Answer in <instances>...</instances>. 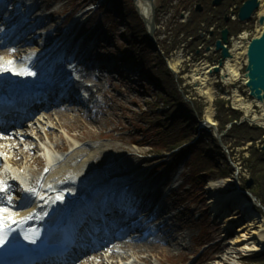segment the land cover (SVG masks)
I'll return each instance as SVG.
<instances>
[{"label":"rangeland","instance_id":"374dc122","mask_svg":"<svg viewBox=\"0 0 264 264\" xmlns=\"http://www.w3.org/2000/svg\"><path fill=\"white\" fill-rule=\"evenodd\" d=\"M89 1L36 0L41 9L39 12L42 14V18L38 20V23L41 24L39 31L54 32L69 16L80 12L83 4ZM109 10L108 8V12ZM108 12L97 11L86 23V26L88 25L87 27L90 26L89 29L95 27L96 32L98 29L100 31L99 34L104 40L98 41L99 45L97 50L93 52V60L106 66H100L92 70V76L85 80V82L91 84H99V89L92 88L94 91L97 90L95 93L93 92V95L97 98V102L91 105L88 112H84L82 108L80 109L79 105H73V110L71 111L59 112L73 119L69 120L66 125L67 127H54V132L59 135L58 137L61 136L60 138H62L57 139L56 137L57 142H61V145H64L62 148L65 154H68L76 145L72 135H77L80 140L78 145L84 148L86 153L90 152V150L94 153H100L102 151L101 155L93 162L96 169L91 170L87 168L84 170L87 175L89 173L93 174L95 171L104 175L110 171L123 172L126 169L125 166L128 165L129 167L132 166L130 168L131 170L139 169L143 174H163L165 176L175 174L176 177L178 176V181L172 185H180L170 198H168V207H175V211L178 210V217H183V214H185L184 217H189L193 213H201L202 217L198 222L195 220H192V222H184L183 224L178 222L179 228L171 231V235L167 237L169 243L161 236V241L166 242L165 244L158 242V239L152 243H146L152 248V251L149 253H141L140 255L148 256L149 254V259L154 264H199L210 258L215 259L217 256L220 257L223 254V250L217 249L218 246H229L228 244H230L229 242L232 237L237 235L238 228L252 214L248 213L242 219V213L235 215L236 210L239 211L240 207L231 206L227 209L228 211L225 215H222L214 221L210 219V222H206L203 212L208 208V205L209 207L212 205V199L216 200L215 197L217 195L224 193L221 190L222 188L214 190L208 189L210 180L204 183L202 182L204 178L199 179L197 182H190L191 175H187L184 168V159L172 161L170 155H154L159 152L156 135H154V129H150L149 122H146L143 118L149 114L150 106H154L156 102L159 104L157 105V111L166 110L167 107L158 99V86L151 83L145 75L141 73L137 74L135 69L129 66V63L132 61L135 68L139 69L140 65L137 63H141V61L139 58H136L133 62L130 55H134L135 51H133L129 43L125 42L124 35L129 25L127 24L128 20L123 21L122 15L118 13L112 15L108 14ZM179 25L181 24L178 21L171 22L167 25L171 29L167 33V38L165 39L164 36H160L159 40L163 42L166 48L175 45L181 39L177 32ZM198 33L199 31L196 32V35ZM197 41H199L198 38ZM196 44L192 42L188 44V50L192 52L198 45ZM143 60L149 65V68L146 69V74L157 80L169 93L175 92V82L168 73L167 67L162 62L159 54L156 51L147 52ZM135 74L136 76L134 77ZM95 76H98L99 79H95ZM219 100L225 102L224 99L217 98L215 103ZM192 101L197 107H201L204 112L205 105L203 101H199L198 99H192ZM225 108L230 109V107ZM74 119H77V121L75 122ZM64 130L69 131L70 135H66ZM204 134H206L205 131L200 135L207 142ZM259 134L263 133L259 131ZM253 135L257 139L258 135L256 133H253ZM256 139L250 141L252 145L249 149L255 146ZM234 146L230 142L225 145V148L227 151L229 150L230 160L235 162V166H238L240 160L237 157L240 154H242L241 157H247L249 152L248 155H245L246 150H242L245 149L246 143L240 146ZM30 148H32V145H30ZM111 152L115 153V157H113V154H110ZM226 154L228 157V153ZM33 155H36V153H33ZM235 157L236 159H234ZM41 160L40 162H36L37 164H32L34 175L40 172V167L44 164V159ZM222 169L225 170V167L222 166ZM240 175V181H242L249 177V172L247 169H243ZM227 179L229 180V191L232 189L235 190L234 183L237 180L232 179L231 176H228ZM203 184L205 185L201 189ZM255 188L257 189L258 186L255 185ZM257 203L255 199L253 204L258 207ZM181 209H184V213L179 212ZM230 218H234V220L232 221ZM226 224H229L228 227H226ZM224 230L226 231L224 232ZM225 233H227L226 236H224ZM172 238H175V240H172ZM208 239L213 240L211 241L213 244L209 246L206 244L203 247L202 244ZM183 240L184 244L186 243L187 245H179L178 249L172 247L174 243L182 244ZM235 248L237 250H234L236 252L233 256L241 257L243 251L239 250V247ZM231 259L229 261L232 262Z\"/></svg>","mask_w":264,"mask_h":264},{"label":"bare ground","instance_id":"6f19581e","mask_svg":"<svg viewBox=\"0 0 264 264\" xmlns=\"http://www.w3.org/2000/svg\"><path fill=\"white\" fill-rule=\"evenodd\" d=\"M260 1L261 8L260 12L257 13L259 18L264 16V0ZM145 4L146 2L142 0L139 1L138 7L142 14L146 13L147 10ZM81 18L82 21H86L84 16H81ZM263 28L264 24H262L259 29L253 30L251 32L253 37H259ZM19 32L20 31H18V33ZM28 34L31 33L26 32L25 35ZM249 34V32L244 31L238 36L233 37L229 42L230 57L223 60L221 67H219V75L230 89L224 92V96L228 97L233 107L241 110V119L243 121H249L252 124L257 122L264 127V102L249 96L245 99L239 91V84L242 83L244 85L246 82L241 68L247 61L245 54L249 42L246 41V38ZM38 40L39 42H44L46 39H42V36L39 34L32 40H25V37H20L15 41L14 48L8 49V52L15 57H21V55L30 49L33 43L38 42ZM8 61V58L0 60V89L5 88L7 85V81L4 78L6 73L2 72V70ZM181 61L184 62V59L173 57L169 62V67L174 73L181 71ZM217 65V63H210L206 59L200 58L193 67L190 68L189 72L183 76V78L192 85L197 95L201 96L207 103L203 114L205 118L204 124H212L214 126H216V123L213 119L212 111L214 110L213 102L215 88L212 84L217 80L216 78H218V76L214 74V68L217 67ZM90 76V70H85L83 75H80V78H90ZM135 76L136 74L134 77ZM98 86L99 84L95 85L97 89ZM91 97H95L93 93ZM89 106L90 103H87V107ZM66 109H56L55 111L49 112L50 114L46 113L41 115L35 121H29L24 125V129L22 128L20 130L21 133L18 135L16 132L9 131L7 132L9 137L3 139L0 137V174L2 175H0V177L4 182L9 181L8 178L11 176H22L25 179H30V175L33 174L32 164H37L36 162H40L41 159L46 158L49 164L48 166L55 164L50 167L52 171L47 180V182L49 181L48 183L54 184L48 185L46 182L43 185H39L38 192L33 197L32 205L27 208H17L14 212L5 214V220L2 225L15 227L17 225L27 224L28 226L35 225L38 228L43 224L61 226L65 220L75 213L73 212L75 210H72L74 206L73 202L67 200V204H63L60 201L70 195L68 189L71 185L81 183V180L85 176L83 170L87 168L91 170L96 169L93 162L101 155L102 151L100 153H94L90 150V152L86 153L84 148L75 147L68 153L66 158L60 153L61 150H64L62 148L64 145H61V142H57L58 138H62H60L61 136L58 137L59 135L54 132V127H67L66 125L69 120L73 119L59 113L61 111H68ZM69 110L71 111L73 109ZM76 121L77 119L75 122ZM64 133L70 135L69 131L64 130ZM72 138L74 141H79L77 135H72ZM30 145H32V149ZM33 153H36V155H33ZM113 155H115V153ZM125 168L130 169L132 166L129 168L126 166ZM95 172L93 175H98ZM139 173H141V171ZM89 174L92 175V173ZM63 175L68 178L61 180L60 178ZM140 176L143 177L139 182L147 177L142 173L139 175H132L133 178ZM68 179L70 180L66 181ZM151 181H153V179H151ZM228 183L229 180L227 178H219L209 181L208 183V189L222 188L221 190L224 191V193L215 197L216 200L212 199L211 201L212 206H216L212 207L214 216L225 212L228 203L232 202L233 204L234 201L239 198L234 192L229 191L230 188ZM52 186H54V188ZM240 206L242 207L241 212L251 213L252 215L238 228V233L236 236L232 237L229 242L230 244H228L229 246H218L217 249L223 250V254L220 257L217 256V262L214 261L210 264H238L234 260L236 257L233 256L236 252L234 250H237L235 247H239L238 249L243 252H253L264 246V215L249 208L252 206L248 203H244ZM236 214H238V212H236L235 215ZM7 217H11L16 222L13 223L12 220L7 219ZM230 220L233 221L234 218H230ZM226 225V227H228L229 224ZM167 237L168 236L165 237L166 242H168ZM159 240H161V238ZM172 240H175V238H172ZM140 242L141 241L128 242L127 240H119L118 244H114L109 251H105L104 253L97 252L93 255L86 256L84 261L78 264H154L150 261L149 256H138L139 253H148L152 251L149 245H139ZM179 245L187 244H184L183 240L182 244L174 243L172 247L178 249ZM230 259L232 262H229Z\"/></svg>","mask_w":264,"mask_h":264},{"label":"trees","instance_id":"16d2710c","mask_svg":"<svg viewBox=\"0 0 264 264\" xmlns=\"http://www.w3.org/2000/svg\"><path fill=\"white\" fill-rule=\"evenodd\" d=\"M190 1L201 2V0ZM114 5L128 16L129 25L125 33L127 41L135 48H153L152 41L148 39L142 24L136 18L133 10L129 7H125L126 3L121 0L115 2ZM212 13L214 16H217L218 10H214ZM207 15L208 14H200L193 11L191 20L186 24L179 25L178 31L183 30L187 33H194L198 28L199 22ZM152 81L159 88L158 99L163 102V105L166 106L167 109L157 111V105L159 104L156 102L154 106H150L149 114L143 119L149 122L154 129L157 140L156 143L159 146L158 151L170 152L183 144L189 143L195 138L194 136L196 135L198 125L197 117H201L202 108L197 107L195 104L193 108L189 103H186L176 88V93H169L157 80L152 79ZM215 107V117L218 121L219 131L224 130L228 123H232L240 118V113L225 108V103L222 100L216 101ZM259 131L262 132L260 128L251 127L247 124H232L226 135L222 138V142L225 145L232 142L233 145H235L234 147L240 146L249 140L256 139L253 133H256L258 138L260 135ZM204 136L207 138L208 142L199 138L196 142L174 153L173 157L177 158L187 154L191 155V159L188 160L186 166L195 181L217 176H231V178H233L235 172L234 167L230 164L227 154L219 145L218 140L211 132L204 134ZM248 152L249 155L247 157H241L242 154H240L239 159L241 160L242 168L248 170L249 177L253 180V184L249 191L256 196L257 200L264 207V150L261 151L251 147ZM222 166L225 167V170L222 169ZM245 182L246 179L241 181V186L244 188H246ZM255 185L258 186L257 189ZM256 209L261 212L260 208ZM250 259L257 262H264V252Z\"/></svg>","mask_w":264,"mask_h":264},{"label":"water","instance_id":"95a60500","mask_svg":"<svg viewBox=\"0 0 264 264\" xmlns=\"http://www.w3.org/2000/svg\"><path fill=\"white\" fill-rule=\"evenodd\" d=\"M139 1L140 0H133V6L145 27L149 39L155 41V2L154 0H142L146 2L145 5L147 8L146 13L142 14L138 7ZM220 2L221 0H214L213 5H219ZM257 6V0H246L239 9V19L241 21L248 20ZM200 7V5H197L198 11L201 10ZM259 23H264V17H260ZM227 34L228 31L224 29L221 35L223 42L226 41ZM216 48L222 50L223 57L228 56L227 50L223 48L221 41L216 42ZM262 52H264V28L261 35L259 37H254L249 43L247 50V65L245 67V77L247 78L245 86L247 87L250 96L261 102H264V57L261 56ZM215 131L217 132V129H215ZM225 133L226 130L222 131L220 134H217V138L220 140V137L225 135ZM235 179L238 180L237 177H235ZM252 182V179L249 180L246 182V186L249 188L252 185ZM251 198L253 201L256 199L255 196H251ZM257 205L260 206L264 212V208L259 202Z\"/></svg>","mask_w":264,"mask_h":264},{"label":"snow or ice","instance_id":"6c2138e0","mask_svg":"<svg viewBox=\"0 0 264 264\" xmlns=\"http://www.w3.org/2000/svg\"><path fill=\"white\" fill-rule=\"evenodd\" d=\"M261 56L264 57V52L261 53ZM34 75V74H32ZM4 182L0 181V193H4L5 195H7V189L3 186ZM28 192H31V190H25ZM8 199L10 200L11 197H8ZM7 212V209L4 207H0V224L3 223V221L5 220V216L4 213ZM7 219L12 220L13 223H15L16 221L14 219H12L11 217H7ZM34 243V241H31ZM5 244V240H4V236L2 234H0V248H3Z\"/></svg>","mask_w":264,"mask_h":264},{"label":"flooded vegetation","instance_id":"af4514ba","mask_svg":"<svg viewBox=\"0 0 264 264\" xmlns=\"http://www.w3.org/2000/svg\"><path fill=\"white\" fill-rule=\"evenodd\" d=\"M212 1H213V0H206V1H205L206 3H205V5L203 6V8H204L205 10L208 9V8L210 7V6L208 5V3L211 5V4H212ZM226 1H227V0H226ZM226 1H225V2H226ZM204 9H203V10H204Z\"/></svg>","mask_w":264,"mask_h":264}]
</instances>
